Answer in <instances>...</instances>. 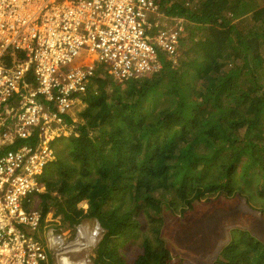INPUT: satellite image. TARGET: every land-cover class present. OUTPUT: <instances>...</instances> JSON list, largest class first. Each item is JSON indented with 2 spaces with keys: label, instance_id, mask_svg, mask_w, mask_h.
Masks as SVG:
<instances>
[{
  "label": "trees",
  "instance_id": "1",
  "mask_svg": "<svg viewBox=\"0 0 264 264\" xmlns=\"http://www.w3.org/2000/svg\"><path fill=\"white\" fill-rule=\"evenodd\" d=\"M157 1L202 38L183 45L179 67L143 80L95 74L76 135L54 142L42 176L41 225L52 211L104 230L93 264H128L125 247L136 242L131 264H172L163 207L185 213L213 195L239 196L264 216V0ZM214 264H264V243L233 228Z\"/></svg>",
  "mask_w": 264,
  "mask_h": 264
},
{
  "label": "built area",
  "instance_id": "2",
  "mask_svg": "<svg viewBox=\"0 0 264 264\" xmlns=\"http://www.w3.org/2000/svg\"><path fill=\"white\" fill-rule=\"evenodd\" d=\"M183 20L157 0H0V264L47 262L34 199L94 69L122 83L176 66Z\"/></svg>",
  "mask_w": 264,
  "mask_h": 264
},
{
  "label": "rangeland",
  "instance_id": "3",
  "mask_svg": "<svg viewBox=\"0 0 264 264\" xmlns=\"http://www.w3.org/2000/svg\"><path fill=\"white\" fill-rule=\"evenodd\" d=\"M166 2L170 7L180 3V0H166ZM194 5L193 0L189 1V4H185L186 7L189 6L188 8H192ZM183 21L185 37L180 42V58L178 64L174 66L175 68L179 67L182 59L183 45L185 43L189 45L203 36V31L191 30L190 23L185 19ZM93 63L94 67L98 66L97 61ZM94 71L95 74L99 72V76L113 82L112 76L106 71L99 68H95ZM72 135H76V127L73 129ZM34 200L36 208L39 209L40 200L38 198ZM255 203L257 205L248 204L243 197L239 196L213 195L207 199L193 202L191 208L185 213L172 212L163 207L161 214L163 219L162 237L166 247L173 255L172 264H214L220 250L228 242L229 232L233 228L249 230L264 243V216L258 210L260 203ZM124 207L128 209L129 204ZM77 208L83 210L84 213L88 211L86 201L79 202ZM134 214L137 215V212ZM138 218L148 233L150 223L141 213ZM103 233L104 230L94 218H83L78 224L71 225L68 222H62V215H55L51 211L46 215L43 225H40L36 238L48 252L47 264H62V257L68 258V263L71 262V264H93L94 251ZM55 236L58 241H55ZM74 241L81 245L84 244V246H80L79 251L70 249L63 253L62 251ZM140 253L141 249L136 242L125 247L124 256L128 264H131Z\"/></svg>",
  "mask_w": 264,
  "mask_h": 264
},
{
  "label": "bare ground",
  "instance_id": "4",
  "mask_svg": "<svg viewBox=\"0 0 264 264\" xmlns=\"http://www.w3.org/2000/svg\"><path fill=\"white\" fill-rule=\"evenodd\" d=\"M81 239H83V238H81ZM90 240V239H89ZM55 244V243H54ZM46 246V245H45ZM52 246H54V245H52ZM63 246V245H62ZM80 246L81 247H83L84 246V244H80V243H78L77 241H74L70 246H68L66 249H64L65 251H67V250H70V249H75V250H78V249H80ZM55 247V246H54ZM56 248V247H55ZM52 249V248H51ZM62 249V248H61ZM79 251V250H78ZM59 252H60V250H59ZM61 263L62 264H71V262L70 263H68V258H63L62 257V261H61Z\"/></svg>",
  "mask_w": 264,
  "mask_h": 264
},
{
  "label": "clouds",
  "instance_id": "5",
  "mask_svg": "<svg viewBox=\"0 0 264 264\" xmlns=\"http://www.w3.org/2000/svg\"><path fill=\"white\" fill-rule=\"evenodd\" d=\"M45 191V190H44ZM41 195V194H40ZM38 199H39V196L37 197ZM40 200V199H39ZM42 217V216H41ZM41 225V224H40ZM63 253H65V250L64 251H62ZM47 259H48V252H47ZM46 264H47V262H46Z\"/></svg>",
  "mask_w": 264,
  "mask_h": 264
},
{
  "label": "water",
  "instance_id": "6",
  "mask_svg": "<svg viewBox=\"0 0 264 264\" xmlns=\"http://www.w3.org/2000/svg\"><path fill=\"white\" fill-rule=\"evenodd\" d=\"M54 238H55V241H58V240H57V239H58L57 236H55Z\"/></svg>",
  "mask_w": 264,
  "mask_h": 264
}]
</instances>
